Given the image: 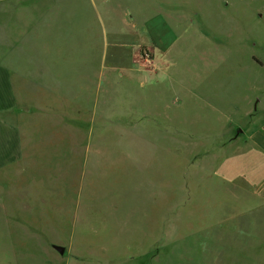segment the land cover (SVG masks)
Listing matches in <instances>:
<instances>
[{
  "label": "rangeland",
  "instance_id": "rangeland-1",
  "mask_svg": "<svg viewBox=\"0 0 264 264\" xmlns=\"http://www.w3.org/2000/svg\"><path fill=\"white\" fill-rule=\"evenodd\" d=\"M184 1L182 9L195 14L185 17L186 26L176 32L178 51L188 57V81L196 80L198 73L195 55L217 60L229 54L240 78L245 72L254 79L264 77V0ZM172 6L181 9L178 2ZM73 49L76 90L84 83L76 67L85 68L80 56L84 48ZM144 53L149 52L135 56L133 65L148 66L140 60ZM103 98L98 109H92L91 102L84 103L88 110L74 103L72 114L67 112L73 117L72 128L59 126V111L24 128L25 133L36 130L41 140L33 145L34 153L9 169L13 174L0 170V264H105V249L88 243L101 242L116 231V223L100 221L108 202L103 194L120 185L121 175L114 171L121 170L123 154L138 150L136 138L129 136L135 134L148 136V143L138 144L148 150V244L139 252L131 247L134 240L126 239L127 249L110 251L111 264H264V204L254 197L251 179L241 174L240 161L235 160L232 176L223 156L213 160L201 153V158L183 159L178 144L167 141L171 131H163L159 115L148 113L137 125L128 94ZM237 105L239 112L233 116L242 125L243 97ZM86 131L90 136H117L106 143L89 142L87 166L71 147ZM125 177L135 182V174ZM113 203L114 214L121 216L120 203ZM52 244L64 246V253Z\"/></svg>",
  "mask_w": 264,
  "mask_h": 264
},
{
  "label": "crops",
  "instance_id": "crops-1",
  "mask_svg": "<svg viewBox=\"0 0 264 264\" xmlns=\"http://www.w3.org/2000/svg\"><path fill=\"white\" fill-rule=\"evenodd\" d=\"M173 2L181 4V9L176 10ZM184 3L0 0V170L8 173L34 153L33 145L41 136L34 129L25 133L24 128H33L58 111L59 126L72 128L73 117L67 112L72 114L74 103L88 110L84 103L89 106L91 102L92 109H98L104 95L128 94L134 124L144 115L148 118V113L156 118L159 115L163 131H171L167 141L178 144L183 159H198L201 153L213 160L223 156L231 174L239 160L241 174L251 179L254 197L264 204V77L254 79L245 72L240 78L239 67L229 54L217 60L195 55L192 60L199 57L198 73L196 80L188 81V57L178 51L181 40L176 35L186 26L185 17L194 14L182 9ZM78 46L84 48L80 56L85 68L76 65L78 78L84 80L77 91L73 48ZM145 50L151 55V64L133 65L135 56ZM240 96L246 105L242 125L233 116L239 112ZM129 136L136 138L138 150L123 154L121 170L114 171L121 175L120 185L105 191L108 202L105 214L100 215L101 222L116 223V231L101 242L88 243V247L105 249V264L113 259L110 251L129 247L126 239L134 240L131 247L139 252L148 244V150L138 147L148 143V136ZM116 137L90 136L86 131L71 147L87 166L89 142L106 143ZM67 140L65 137L63 142L67 144ZM125 171L135 174V182H126ZM114 200L120 203L121 216L118 211L114 214Z\"/></svg>",
  "mask_w": 264,
  "mask_h": 264
},
{
  "label": "water",
  "instance_id": "water-1",
  "mask_svg": "<svg viewBox=\"0 0 264 264\" xmlns=\"http://www.w3.org/2000/svg\"><path fill=\"white\" fill-rule=\"evenodd\" d=\"M52 247L60 254H63L65 251L64 246L58 245V244H52Z\"/></svg>",
  "mask_w": 264,
  "mask_h": 264
},
{
  "label": "built area",
  "instance_id": "built-area-1",
  "mask_svg": "<svg viewBox=\"0 0 264 264\" xmlns=\"http://www.w3.org/2000/svg\"><path fill=\"white\" fill-rule=\"evenodd\" d=\"M140 60H145L148 62V64L151 63V58L149 56V53H144V55L142 57H140Z\"/></svg>",
  "mask_w": 264,
  "mask_h": 264
}]
</instances>
